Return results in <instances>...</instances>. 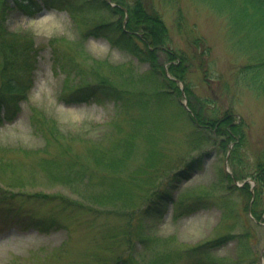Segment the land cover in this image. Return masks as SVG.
Segmentation results:
<instances>
[{"label":"rangeland","instance_id":"374dc122","mask_svg":"<svg viewBox=\"0 0 264 264\" xmlns=\"http://www.w3.org/2000/svg\"><path fill=\"white\" fill-rule=\"evenodd\" d=\"M62 1L56 7L55 2L27 0L28 5L35 3L27 13L8 0L10 10L1 22L6 33L14 35L15 42L8 44L30 42L26 56L32 68L31 85L26 97L18 100L15 116L0 123V198L5 189L10 204L0 207V264H98L89 251L93 242L98 248L99 233L106 229L121 233L125 228L141 240L125 251L127 264H264V221L252 215V174L264 165V96L239 81L238 69L246 58L231 47L229 22L234 10L220 0H136L167 29L165 46L151 47L162 69L169 70L171 64L181 67L170 52L194 56L187 85L203 103L204 113L217 120L229 114L231 126L239 125L231 130L240 136L236 147L238 137L225 140L219 149V138L205 141L196 126L188 128L185 107L175 121L176 106L186 105V98L169 96L167 106L158 102L163 88L159 73L150 74L148 63L95 35V27L119 16L102 0H77L70 10ZM106 1L114 8L117 0ZM195 37L204 39L205 47L190 45ZM175 81L183 89L184 84ZM86 89L92 99L64 97ZM110 89L121 94L123 109L111 100ZM174 109L177 114L172 117ZM51 122L63 138L47 140L46 133L54 130ZM132 124L136 132L128 137L132 142L127 141L125 149L120 140ZM146 136L157 137L159 149L154 140L146 144ZM101 153L117 159L126 155L113 170L95 165ZM236 154L242 161L240 178L229 161ZM46 157L96 167L112 183H103L100 189L87 177L67 186L53 182L43 169ZM168 182L166 198L145 215L135 216L145 198ZM102 189L114 194L110 205L93 201ZM18 193L55 197L34 208L21 203ZM58 195L99 209L82 207L86 213L73 206L67 212ZM49 216L60 224H51Z\"/></svg>","mask_w":264,"mask_h":264},{"label":"trees","instance_id":"16d2710c","mask_svg":"<svg viewBox=\"0 0 264 264\" xmlns=\"http://www.w3.org/2000/svg\"><path fill=\"white\" fill-rule=\"evenodd\" d=\"M7 1L8 0H0V113L3 110L4 114L2 117L6 120H9L12 119L16 114L18 109V100L23 97V95L24 98L26 97V92L31 85V80L28 75L30 69L32 68V62L30 60V56L29 58L26 56V52L31 46L30 42L26 44H8L12 41L15 42V40L13 34L9 33V36L2 28L1 22L4 20V16L6 15L7 11L10 10V7L7 5ZM10 1L13 2L16 8L27 13L32 12L30 8L31 6H28V4L25 3L26 0ZM135 1L136 0H134L133 3H129L128 0H117L115 7L110 8L107 1L102 0L101 2L105 5V7H107L113 15H117L119 17L115 21L99 24L97 27H95V35L106 38L112 47L128 53L138 62L148 63V71H150V74L159 73V75H161L163 88L161 92L157 94L159 97L158 102L167 106L169 104L167 102L169 96L173 95L175 97L178 96L179 98H186L188 110L187 125L189 129H193V126H196L205 135V141L219 138V142L221 143L218 145L219 149L224 147L225 140H235L236 137H238V142L233 146L236 147L240 141V136L239 133H232L231 130L237 129L239 125L231 126L232 116L226 114L221 119L217 120L211 115L205 114L203 103H198L191 87L187 85L189 83V67L192 64L191 60L194 59V56L189 58L183 53L170 52L172 59L178 61V64H181V67L179 68L177 65L171 64L169 68L171 74L168 78L166 76V73L169 72L168 67H163V70L157 62L155 52L151 50V47L154 45L159 49L164 47L169 41L167 29L161 21V18L155 16L152 12H148L144 5L142 8L141 4L138 1ZM220 2H224L228 8L234 10L232 11V18L229 22V28L231 29V35L233 36V46L231 45V47L232 49L234 47V49L239 54H241L243 58H246L245 64L238 69V75L240 77L239 81L242 83V86L248 89L250 92L258 94V96H264V37L261 38L264 35V0H220ZM33 6H35V3ZM123 15L125 20L122 19ZM243 20L250 22V25L243 26ZM257 25H259V28H257ZM236 31H238V33H236ZM3 37L7 40V43L3 40ZM204 43V39L195 37L189 44L198 46L203 45ZM257 52L261 53L262 57L259 55L256 56ZM170 56L167 57L169 61H172ZM200 69L201 65L199 67V75ZM202 72H205V70ZM171 79L174 81H171ZM175 80H178L184 84L183 89L179 87ZM99 86H103V83H99ZM70 93L71 92H68L64 97L66 99L70 98L77 100L87 98L92 99L91 92L88 89L84 91L81 90L77 93ZM118 94H116L111 89L109 91L111 100L115 103L121 104L117 108L118 110H121L125 106V101L120 96L121 94ZM61 97L63 96L59 95V98ZM176 107L179 116L175 119V121L184 112V107L182 104H177ZM177 112L174 109L172 117H175ZM50 124L53 125L54 130L52 132L46 133L45 136L47 137V140L59 136L58 132H56V124L53 122ZM189 129L188 135L190 137L193 136L194 131H189ZM39 131L42 132L41 130ZM135 132L136 128L134 125L127 136L121 138L120 141L123 143L122 145L125 147V149L127 141L129 145L132 142L128 137L133 135ZM59 137L63 138V136ZM144 139L146 140V144L153 142V140L156 142V145L159 142L157 137L154 138L151 136H146ZM201 140H203V138H201ZM157 148L159 149L158 145ZM61 151L62 154L65 153L64 149ZM125 155L123 154L120 159L122 160ZM120 159H117L116 157L108 158L107 154L101 153L99 157L97 156L94 163L96 166H98V168L100 165L102 167H112L113 170H117L116 165L121 162ZM44 161V171L48 173L51 180L56 183L67 186L71 185V183L75 180L79 181L84 177H87L92 187L98 186L100 189L103 188V183H112V180H108L105 174L97 173L98 168H90L78 161H74L73 163H61L58 157H46L44 158ZM229 161L234 170L236 178L242 177V161L239 160L237 154L235 156L231 155ZM3 169L8 170V167ZM252 175L254 177L253 187L255 188V190L252 192V215L254 219L258 221H264V209H261L262 203H264V165H259L257 170ZM15 179L20 180L19 178ZM11 180L13 181L14 178H11ZM132 181V184L135 183V180ZM15 183L17 184L20 182L15 181ZM169 186L170 183L168 182L163 189L156 188L153 192H151L149 196L145 198V205H142L138 208V210L135 212V216L140 213L145 215L149 208L156 207L160 203L161 199H165L168 195V190L166 188ZM123 190L126 192L128 187L125 186ZM6 194L7 192L4 189L1 193L2 198H0V207L10 205L5 201V199H7ZM15 195L19 198L21 203L24 202L33 206L34 208L43 205L44 202H47L50 198L55 197L44 194L27 195L18 193ZM57 197L61 199L59 203L67 212H72V207L74 206L77 207L75 211L89 213L81 208L85 207L88 210L96 212L99 209L98 206L110 205V200H113L114 194L107 189H102L100 192L95 194L93 201L98 206L93 204L84 205L72 200H67L61 195H58ZM32 200H39L41 203L36 204V202H32ZM104 210H110L113 212L112 209L108 208H104ZM36 214H38V212ZM125 216L127 215L125 214ZM46 218L50 219V223L53 225L60 224L59 222L55 221L52 216ZM140 221H138V226L140 225ZM99 235L98 248L93 242V248H91L89 251L92 254L91 257H93L98 264H127V259L129 256L126 255L125 251L127 249L134 248V240L141 241L134 231H130L127 228H125L121 233H115L114 230L106 229L100 232Z\"/></svg>","mask_w":264,"mask_h":264},{"label":"water","instance_id":"95a60500","mask_svg":"<svg viewBox=\"0 0 264 264\" xmlns=\"http://www.w3.org/2000/svg\"><path fill=\"white\" fill-rule=\"evenodd\" d=\"M264 252V248H263V250L261 251V254Z\"/></svg>","mask_w":264,"mask_h":264}]
</instances>
